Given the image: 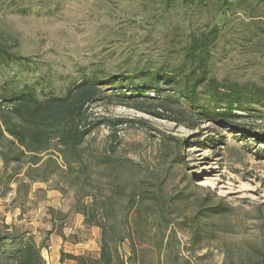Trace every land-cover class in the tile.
Segmentation results:
<instances>
[{"label":"rangeland","instance_id":"374dc122","mask_svg":"<svg viewBox=\"0 0 264 264\" xmlns=\"http://www.w3.org/2000/svg\"><path fill=\"white\" fill-rule=\"evenodd\" d=\"M238 1L211 0L197 6L178 0L170 7L163 0H17L16 5L2 0L0 43L26 58L29 67L3 66L0 86L9 90L32 86L39 98H48L64 95L79 80L81 68L118 74L135 67H176L190 33L218 26L221 37L213 50L211 76L225 84L264 90L261 0ZM113 102L93 103L90 120L97 124L102 118L111 122L120 118L128 123L114 128L97 124L86 141L89 150L97 154L110 150L116 137L115 155L136 163L129 178L137 182L156 177L168 194L188 196L182 216L191 215L194 202L206 196L212 204L231 210L202 223L206 233L200 244L192 245L191 231L178 230L182 257L190 264H236L264 247V140L256 138L264 135L263 108L254 107L251 117L232 125L194 120L191 128ZM24 170L0 186V227L5 216L16 219L12 228L29 232L46 249L48 230L79 225L73 195L54 190V183L18 189L15 179H22ZM51 192L58 194L54 199L60 207L55 206L57 201L51 204Z\"/></svg>","mask_w":264,"mask_h":264},{"label":"trees","instance_id":"16d2710c","mask_svg":"<svg viewBox=\"0 0 264 264\" xmlns=\"http://www.w3.org/2000/svg\"><path fill=\"white\" fill-rule=\"evenodd\" d=\"M163 1L171 7L178 0ZM188 2L200 6L211 0ZM220 2L228 4V0H214ZM261 4L259 17L264 18V0ZM220 37L218 26L190 33L182 48V62L168 69L135 67L109 74L81 68L79 80L62 96L39 98L32 86L20 90L0 86V186L25 167L22 179H15L18 189L54 183L53 189L61 194L72 193L73 212L82 216L83 225L99 231L97 257L69 259L77 264H190L181 256L178 230L191 231L194 246L206 233L201 228L204 221L230 213L228 206L212 204L206 196L194 202L191 215L182 216L180 209L188 203V196L168 194L156 177L137 182L129 178L136 163L115 155L116 137L110 150L101 154L86 144L97 124L114 128L128 123L102 118L96 124L89 113L95 102L121 101L115 103L191 128L196 125L194 120L232 125L251 117L254 107L264 109L263 89L225 84L211 76L213 50ZM27 61L0 43V70L12 63L29 67ZM256 138L264 140V135ZM10 165L12 173L6 175ZM42 247L29 232L0 227V264H45ZM236 264H264V247L247 253Z\"/></svg>","mask_w":264,"mask_h":264},{"label":"crops","instance_id":"0c3cea01","mask_svg":"<svg viewBox=\"0 0 264 264\" xmlns=\"http://www.w3.org/2000/svg\"><path fill=\"white\" fill-rule=\"evenodd\" d=\"M48 193V198H52V203H55V194ZM58 202V201H57ZM50 203L48 202V205ZM58 208L60 203L55 204ZM14 217V216H13ZM79 225L71 228H63L60 231L48 230L44 239V244L51 246V250H46L44 246L41 249V256L45 264H77L76 261L69 259V256H91L97 257L98 253V229L88 228L83 225V218L76 214ZM1 224V222H0ZM4 225L15 227L16 219L5 216ZM15 229V228H12ZM22 231V230H21ZM81 235L80 239H75L74 235ZM35 239V238H34ZM37 242V240L35 239ZM38 244V242H37Z\"/></svg>","mask_w":264,"mask_h":264},{"label":"built area","instance_id":"2783aa9c","mask_svg":"<svg viewBox=\"0 0 264 264\" xmlns=\"http://www.w3.org/2000/svg\"><path fill=\"white\" fill-rule=\"evenodd\" d=\"M46 250H51V246H48V247L46 248Z\"/></svg>","mask_w":264,"mask_h":264}]
</instances>
